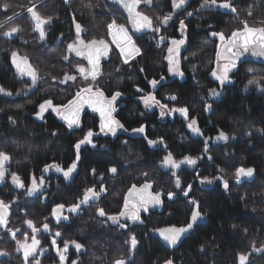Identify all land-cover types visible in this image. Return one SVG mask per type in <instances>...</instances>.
I'll use <instances>...</instances> for the list:
<instances>
[{
    "label": "trees",
    "instance_id": "16d2710c",
    "mask_svg": "<svg viewBox=\"0 0 264 264\" xmlns=\"http://www.w3.org/2000/svg\"><path fill=\"white\" fill-rule=\"evenodd\" d=\"M12 11H22L34 4L43 17H51L45 29V39L40 40L37 32L30 26L25 11L24 17L7 27L20 26L21 31L12 38L0 36V150L10 157L6 165L8 173L0 183V199L6 202L14 197L8 227L26 228L24 219H31L41 228L38 239L49 253L41 258L39 264H54L57 255L51 246L55 232L57 245L63 248L65 241L83 245L79 257L80 264H114L116 259L125 264H238L237 253H246L249 264H264V251L253 252L252 248L264 247V91L255 86L245 85L249 79L264 77V66L254 63H241L230 74L231 83L219 86L211 78L216 63L218 41L210 33L223 32L230 36L233 30L242 28L245 19L250 26L259 27L264 21V0H231L237 13L201 7L202 0H186V5L173 11L172 0H152L151 6L143 3L137 11H143L153 20L154 27H160L159 34L149 31L142 36H134L128 29L127 19L112 0H7ZM89 5V7H85ZM252 11L253 16L248 17ZM193 13L188 16L187 13ZM171 15L167 25L160 19ZM159 17V19H157ZM83 29V39L109 40L106 25L113 19L124 25L140 54L123 64L120 53L114 49L110 59L101 67V76L95 82L84 81L77 73V65L85 63L67 53V45L76 38L73 20ZM5 16L0 13V20ZM184 20L186 30L179 27ZM7 28L0 29V32ZM164 40L161 41L160 37ZM185 40V49L178 56L179 70L183 76L171 75L165 56L170 40ZM27 57L29 63L38 71L37 83L26 94L20 92L30 87L27 77L18 76L11 63V52ZM68 54L69 61L62 57ZM117 68L120 71H117ZM144 71L141 72L140 69ZM252 69L250 73L248 70ZM65 73L76 76L75 81L59 83ZM164 80L152 88V79ZM55 78V79H54ZM28 79V78H27ZM89 83L99 87L106 97L122 92L115 105L114 118L119 120L127 131L115 136L100 133L99 119L84 113L80 118L81 127L69 129L59 118L48 111L43 119L36 113L39 104L52 100L54 105L67 104L76 91ZM264 87V80H260ZM143 93H137L136 87ZM217 89L221 95L213 100L209 91ZM11 93L6 95L5 93ZM152 93L161 103L171 107H186L189 120L196 118L200 135L191 132L188 121L179 113L160 117L159 107L146 109L138 96ZM176 96V100L168 99ZM211 107L205 111V105ZM11 117L15 123L9 120ZM145 125L143 134L132 133L133 128ZM91 129L95 147L82 146L80 159L75 172L66 180L60 173H43L45 165L59 164L67 168L76 159L74 145ZM223 131L229 139L217 141L215 137ZM56 135L53 136L52 133ZM147 137V139H145ZM163 138L164 144L149 146L147 140ZM205 140L208 148L205 151ZM166 145V147H165ZM176 161L184 156L196 158L194 166L182 164L177 169L181 189L175 187L176 177L170 168L162 167L163 158L168 154ZM115 166L117 173L108 172ZM238 167H251L254 180L237 184L235 170ZM92 169L96 170L95 176ZM15 172L25 184V189H15L11 173ZM143 173H147L144 176ZM43 175L44 193L28 196L27 187L32 177L37 183ZM107 189L96 201L82 205L76 214L67 213L65 222H55L51 215L57 204L68 206L83 198L87 188L98 191L100 177ZM216 176L227 180L229 188L224 189L220 181L208 187L200 185V179H213ZM152 183L151 191L161 192L162 204L159 210L141 214L142 223H127V229H119L107 219L97 214L103 208L107 215H118L124 205V196L133 185L140 187L145 181ZM191 184L189 196L182 189ZM175 196L168 199L167 193ZM189 199L199 202V210L206 213L204 221L193 227L188 237L176 249L163 247L149 232L163 227L186 225L191 215ZM47 217V219H45ZM47 223L48 236L42 225ZM235 226V227H234ZM20 239L23 236L17 234ZM135 235L138 244L130 249L126 243ZM15 241L0 229V249L9 253L0 256V264H23L15 254ZM69 246H72L71 244Z\"/></svg>",
    "mask_w": 264,
    "mask_h": 264
},
{
    "label": "snow or ice",
    "instance_id": "6c2138e0",
    "mask_svg": "<svg viewBox=\"0 0 264 264\" xmlns=\"http://www.w3.org/2000/svg\"><path fill=\"white\" fill-rule=\"evenodd\" d=\"M115 3L119 4L122 8H124L128 13L129 23L132 24L133 30L136 32L143 31L145 29L149 31H153L154 33L159 34L161 29L160 27H154L153 20L150 16L146 15L143 11H137V8L143 3L144 5L151 6L152 0H114ZM186 3V0H172L173 11L177 8L182 7ZM212 6L220 9L228 10L234 14L237 13V8L232 4L231 0H202L201 7ZM85 7H89V5H85ZM11 9L10 3L7 0H0V13H3L5 16L4 20H0V29L7 28L0 32V36L5 38H12L16 34H18L22 29L20 26H12L7 27L9 24H14L17 19L24 17V13L26 11L28 17L30 18V26L33 31L39 34V38L41 41L45 39V29L44 26L51 22V17H43L36 10V6L32 4L31 6H27L26 9L22 11H12L11 15H8ZM188 16L193 15V13H187ZM248 17L253 16V12H248ZM171 15H166L163 19H160V23L162 25H167L168 21L171 19ZM159 19V17L157 18ZM76 29V40L67 45V53H74L78 57H82L87 60L88 67L77 65V72L83 78L84 81H89L91 79L92 82H95L97 76L100 74V60L102 57H106L110 46L106 42L105 39H95L85 42V40L81 39V33L83 31L82 26L79 23H76L75 18L73 20ZM243 24L242 28H237L231 32V35H225L223 32L212 31L210 34L213 37H218L221 42H223V52H221V45H217V60H225L226 62L222 65H219V69H213L211 75L223 85L225 82L229 81V73L234 69H237V61L240 60L245 53L251 52L253 56H261L264 57V21H261V26L255 27L250 26L247 22V19L241 22ZM107 27V35L111 38V43L116 46V49L119 50L120 59L123 64L127 65L130 62V59L134 58L135 55L140 54L139 47L133 41V37L129 35L128 30L124 25H120L117 23L115 19H113L110 23L106 25ZM179 27L181 30H186L185 21L180 20ZM160 40L163 41L164 37L161 36ZM185 43V40L180 39H171L170 46L167 48L168 55L165 56V60L168 63V72L171 75H179L183 76V73L179 70V61L178 56L180 52V47ZM62 59L64 61H69V55L65 54ZM18 60L20 61L18 63ZM11 63L12 66L16 69V72L21 76H27L30 78L33 85L37 83L38 80V71L35 69L28 61L27 57H19L16 51L11 52ZM117 71H120L117 68ZM141 72L144 71L143 68L140 69ZM250 73L253 71L252 69L248 70ZM55 79V78H54ZM75 81L76 76L68 75L65 73L64 79L60 80L59 83H67V81ZM164 77L161 76L160 80L152 79L149 81V84L152 88H156V86L163 81ZM260 80H264V77H260V79H249L247 84L245 85V90L248 89L249 86H255L258 90L264 91V87H261ZM137 93H143V89L140 87H136ZM5 92L3 88H0V93ZM6 95H11V93H5ZM210 97H219L221 92L217 91V89H211L208 94ZM122 96V92L116 91L114 92L110 98L106 97L104 92L99 87H94V83H89L86 86L80 87L75 95L68 101L67 104L64 105H54L53 101L48 99L44 100L43 103L39 104V111L36 113V117L38 119H43L44 113L51 109L52 112L56 113L59 119L63 120L66 126L69 129L79 128L81 127L80 123V114L85 109V107L89 108L92 112L98 113L100 117V133L105 135L111 134L113 136L116 135L117 130H124V125L117 119H115L112 113L116 110L115 103L118 98ZM138 100H141L146 109H151L152 107H159L161 110L160 117H164L167 113L168 115H173L179 113L181 116L188 121L187 127L194 134L200 135V130L197 127L196 118H191L189 120L188 117V109L186 107H171L168 105L161 103L160 100L156 99V97L152 93H148L147 95H142L137 97ZM168 99L176 100L177 97L172 95L169 96ZM211 107L210 104L205 105V111H207ZM63 109V111H61ZM11 123H15V121L9 117ZM145 125H141L139 128H133L131 130L132 133L143 134L145 132ZM99 133H94L91 129H89L83 136V139H80L74 145L76 149V159L72 162L70 166L66 169L61 167L59 164H49L45 165L42 170L43 173H48L50 171H54L56 173L62 174L64 179H68L76 170L77 164L80 159V149L83 145L88 144L95 147L93 142V136L98 135ZM53 136L56 135L55 132L52 133ZM147 139V137H145ZM217 141H227L229 137L223 132L220 131L219 134L215 137ZM149 146H155L156 144H164L163 138H160L158 141L156 140H147ZM205 151L208 148V140H205ZM166 147V145H165ZM11 157L3 150H0V183L5 181L6 174L8 173V169L6 165L10 161ZM196 158L190 156H184L181 160L176 161L172 158V154L169 152L162 161V167L170 168L172 170V176L176 177L175 179V187L177 189H181V180L177 175V169L180 168L182 164H187L189 166H194L196 164ZM254 169L251 167H238L235 170V178L239 183L242 177H251L254 174ZM108 172L112 174L117 173V168L115 166L110 167ZM92 174L95 176L96 170L92 169ZM11 183L15 189H25V184L21 180L20 176H18L15 172L11 174ZM144 176H147V173H143ZM214 180L220 181L225 190L229 188V184L227 180H223L222 177L216 176L213 179H209L207 177L200 179V183L211 185ZM100 186L97 191L95 187L87 188L84 191L83 198L78 199L76 203L67 207L66 211L68 213L76 214L79 212L82 205L89 204L91 201H96L100 198L102 193L106 192V188L103 184V175L100 177ZM45 180L43 175L41 176L39 183H37L36 178L32 177L31 184L26 189V194L28 196H33L37 192H40L42 187L44 186ZM192 185H187L186 188L182 189L183 195L185 197L189 196V192L192 190ZM152 188V183L150 181H145L139 188L137 185L133 184L129 189L127 194L124 196V205L118 215H107L103 208L97 209V214L101 217L107 216V219L111 221L113 224L118 225L120 229H127L128 224L122 223L121 220H125L128 222H140L141 220L140 213H148L150 208L158 207L162 204L161 192H153L150 191ZM168 199L172 200L175 196V193L169 191L167 193ZM16 203L15 197L11 201H5L4 199H0V229H3L4 232L9 236L13 241H15V251L22 253L23 264H39V260L37 258V252L43 253L47 251L40 247L41 241L38 239V234L41 231V228L37 227V225L31 219H24L23 223L26 225V228L31 230L30 232L24 230L22 228H9V214L13 204ZM188 204L191 207V215L188 218L186 225L181 227H165L158 228L155 231L158 235L167 242L168 245H175L178 240H180L181 236L185 233H188L193 229L194 225L197 224L198 221L203 219V216L206 213H202L199 210V202L195 199H189ZM66 206L64 204H57L52 208L51 215L52 217L57 219L59 223L61 219L67 220L69 217L64 215ZM47 219V217H45ZM235 227V226H234ZM42 229L44 232H49V225L44 223L42 225ZM20 233L23 236V239L17 235ZM61 233L59 231L55 232V237H60ZM55 237L51 241V246L57 250V254L59 256V264H65L67 259L66 253L68 252L69 245L71 244L77 252L83 248V245L73 241H65L63 249L57 248V241ZM29 239L31 243H28ZM126 243L130 244V249H135L138 240L135 235L130 236L129 240ZM253 252H261L264 251V247L256 248L253 246ZM9 253L5 250L0 249V256H7ZM236 260L238 264H249V256L246 253H237ZM72 264H77L75 260L72 261ZM114 264H125V260L116 259ZM166 264H173L171 260L166 261Z\"/></svg>",
    "mask_w": 264,
    "mask_h": 264
},
{
    "label": "water",
    "instance_id": "95a60500",
    "mask_svg": "<svg viewBox=\"0 0 264 264\" xmlns=\"http://www.w3.org/2000/svg\"><path fill=\"white\" fill-rule=\"evenodd\" d=\"M112 1H113V3L116 4V5L119 7V9L124 13V15H125V17H126V19H127V23H128L129 30L131 31V33H132L134 36H142V35H144V34H146V33L149 32V30H147V29H145V30H143V31H140V32H136V31H134V30H133V26H132V24L129 23V20H128V13H127V11H126L124 8H122L119 4L115 3L114 0H112ZM177 9H178V8H177ZM29 19H30V18H29ZM48 25H49V24H46V25L44 26V28H45L46 26H48ZM37 34H38V33H37ZM38 35H39V34H38ZM75 35H76V29H75ZM81 39H83V31H82V33H81ZM75 40H76V39H75ZM83 40H84V39H83ZM85 42H87V41H85ZM106 42L109 44V46H110V50H109L107 56H106V57H102L101 60H100V74L97 76V79H99L100 76H101V67H102L105 63H107V62L109 61V59H110V56H111V53H112V48L116 49V46H115L114 44L111 43V38H110V37H109V41H106ZM220 45H221V52H223V42H222ZM184 49H185V43L180 47L179 55H181V53L183 52ZM116 50L119 52L118 49H116ZM69 54H71V55H73L74 57H76V58L80 59L81 61H83V62L85 63V68L88 67V62H87L86 59H84V58H82V57H78V56H76L74 53H69ZM134 56H136V55L134 54ZM19 62H20V61H18V63H19ZM216 62H217V63H225L226 61L223 60V59H221V60L218 61V60H217V55H216ZM241 63H254V64H260V65H263V66H264V57H261V56H253V55L251 54V52H248V53H245L244 56H242V57L240 58L239 61H237V65H239V64H241ZM77 73H78V72H77ZM78 75L80 76L79 73H78ZM24 77H27V76H24ZM80 77H81V76H80ZM27 78H29V77H27ZM81 78H82V77H81ZM82 79H83V78H82ZM89 81H91V79H89ZM117 101H118V100H117ZM116 103H117V102H116ZM116 103H115V105H116ZM61 111H63V109H61ZM86 112L95 115V116L99 119V123H100V117H99V114H98V113H94V112H92V111H91L89 108H87V107H85V109L81 112V114H80V118H81V116H82L84 113H86ZM114 113H115V111L112 113L113 117H114ZM57 117H58V116H57ZM58 118H59V117H58ZM59 120L62 121V122L64 123L63 120H61V119H59ZM64 124H65V123H64ZM118 133H119V134H122V133H123V130H117V133H116V134H118ZM108 135L113 136V135H111V134H108ZM253 180H254V174H253L251 177H242L241 180H240V182L238 183L237 180H236V183L240 185V184H243V183H250V182H252ZM137 188H139V187H137ZM150 191H151V189H150ZM37 194H38V192H37L36 194H34L33 196H36ZM160 207H161V205L158 206V207H155V208H150L149 211H156V210H159ZM64 212H67L66 209H65ZM54 219L57 221L56 218H54ZM60 221H65V220L61 219ZM124 221H125V220H124ZM203 221H204V219L198 221L196 225L201 224ZM126 222H128V221H126ZM135 223H137V222H135ZM196 225H194V226H196ZM163 228H165V227H163ZM191 231H192V230H190L188 233H185L183 236H181L180 240H178L177 243H176L175 245H168L167 242H165V241H164V240L158 235V233H157L155 230L150 231V232H149V235H150L152 238L156 239V240H157V241H158L163 247H165V248H167V249H176V248H178V247L181 245V243H182V242L188 237V235L190 234Z\"/></svg>",
    "mask_w": 264,
    "mask_h": 264
},
{
    "label": "rangeland",
    "instance_id": "374dc122",
    "mask_svg": "<svg viewBox=\"0 0 264 264\" xmlns=\"http://www.w3.org/2000/svg\"><path fill=\"white\" fill-rule=\"evenodd\" d=\"M102 2H103V0H101ZM186 5V3L183 5V6H185ZM205 8H207V9H213V10H219V11H225V12H228V13H232V12H230V11H228V10H224V9H220V8H217V7H212V6H205ZM128 25V24H127ZM126 28V27H125ZM127 29V28H126ZM128 29H129V27H128ZM129 33V32H128ZM129 35H130V33H129ZM216 39H217V41H218V44H221L222 42L219 40V38L218 37H215ZM19 57H21V58H23L22 56H20V55H18ZM19 61V60H18ZM223 63H215V66H214V69H219V65H222ZM14 68V67H13ZM15 69V68H14ZM15 71H16V69H15ZM235 71V69L232 71V72H234ZM232 72H230L229 73V76H230V74L232 73ZM18 76H20L19 74H17ZM21 77V76H20ZM211 78H212V80H214L219 86H224V85H228V84H230L231 83V80L229 79V81H227V82H225L223 85H220V83L211 75ZM26 80L27 81H29L31 84H30V87L29 88H26V90H24V91H22V92H20V96L23 94H26L29 90H31V87H33L34 85L32 84V82H31V80H30V78H26ZM211 99H213V100H215V99H217L218 97H215V98H213V97H210ZM48 111H51V109H49ZM47 111V112H48ZM52 112V111H51ZM46 113V112H45ZM53 114L54 115H56L57 116V114L56 113H54L53 112ZM85 145H88V144H85ZM85 145H83V146H85ZM91 146V145H90ZM7 175V174H6ZM10 182H11V180H10ZM200 185L201 186H204V187H208L209 186V184H201L200 183ZM42 188H44V186L42 187ZM123 223V222H122ZM126 223V222H125ZM129 223V225H133L132 223H135V222H128ZM138 223V222H137ZM118 226V225H117ZM120 229V228H119ZM28 243H31V240L29 239V241H28ZM40 247H42L41 246V244H40ZM15 248H16V246H15ZM15 252V254H17V255H19L20 256V258L22 259V261H23V257H22V253H20V252H16V251H14ZM49 253V249H47V251H45V252H43V253H40L39 251L37 252V258H38V260L40 261L41 260V258L42 257H44L45 255H47Z\"/></svg>",
    "mask_w": 264,
    "mask_h": 264
},
{
    "label": "flooded vegetation",
    "instance_id": "af4514ba",
    "mask_svg": "<svg viewBox=\"0 0 264 264\" xmlns=\"http://www.w3.org/2000/svg\"><path fill=\"white\" fill-rule=\"evenodd\" d=\"M183 7V6H182ZM109 37V36H108ZM76 39V38H75ZM75 39H74V41H75ZM73 41V42H74ZM109 41V40H108ZM113 50H114V48H112V52H113ZM112 54V53H111ZM85 67V66H84ZM152 108H156V107H152ZM44 188H42L41 189V191L40 192H38V194L37 195H39V194H43L44 192ZM36 195V196H37ZM143 212H141L140 213V216H141V214H142ZM64 215L65 214H67V213H63ZM53 220L55 221V222H57L55 219H54V217H53ZM66 221V220H65ZM65 221H60L59 223H61V222H65ZM46 233H48V236H49V238H50V235L51 234H53V233H51L50 231L49 232H46ZM57 248H59L58 247V245H57ZM61 250L63 249V248H60ZM80 252H81V250H80ZM80 252H77L76 251V249L73 247V246H69V249H68V252L66 253V256H67V259H66V261H65V264H72V261L73 260H75L76 262H77V264H80L79 263V257H80V255H81V253ZM54 253H55V255H57V259H56V262L54 263V264H59V256H58V254H57V250L55 249L54 250Z\"/></svg>",
    "mask_w": 264,
    "mask_h": 264
}]
</instances>
